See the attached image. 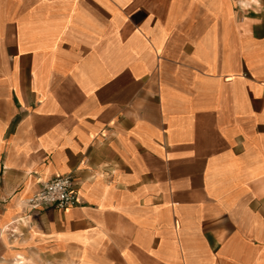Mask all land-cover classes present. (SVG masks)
Returning a JSON list of instances; mask_svg holds the SVG:
<instances>
[{
    "label": "crops",
    "instance_id": "obj_1",
    "mask_svg": "<svg viewBox=\"0 0 264 264\" xmlns=\"http://www.w3.org/2000/svg\"><path fill=\"white\" fill-rule=\"evenodd\" d=\"M66 174L79 205L27 207ZM0 244L264 264V0H0Z\"/></svg>",
    "mask_w": 264,
    "mask_h": 264
},
{
    "label": "built area",
    "instance_id": "obj_2",
    "mask_svg": "<svg viewBox=\"0 0 264 264\" xmlns=\"http://www.w3.org/2000/svg\"><path fill=\"white\" fill-rule=\"evenodd\" d=\"M80 204V191L72 175H57L43 182L26 201L32 211L55 209L65 211Z\"/></svg>",
    "mask_w": 264,
    "mask_h": 264
},
{
    "label": "bare ground",
    "instance_id": "obj_3",
    "mask_svg": "<svg viewBox=\"0 0 264 264\" xmlns=\"http://www.w3.org/2000/svg\"><path fill=\"white\" fill-rule=\"evenodd\" d=\"M8 246V245H7ZM8 257L12 256L11 260H8L10 262H4L3 264H33V261L30 259L26 258L22 253H14V252H9V249L6 253Z\"/></svg>",
    "mask_w": 264,
    "mask_h": 264
},
{
    "label": "rangeland",
    "instance_id": "obj_4",
    "mask_svg": "<svg viewBox=\"0 0 264 264\" xmlns=\"http://www.w3.org/2000/svg\"><path fill=\"white\" fill-rule=\"evenodd\" d=\"M4 245L0 244V264H3L4 262H10L8 260L12 259V256L10 258H8V256L6 255V253H3V249Z\"/></svg>",
    "mask_w": 264,
    "mask_h": 264
}]
</instances>
